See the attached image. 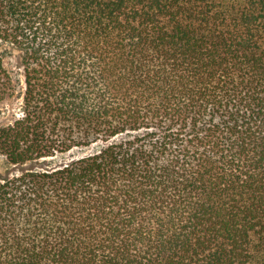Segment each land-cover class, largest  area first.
I'll list each match as a JSON object with an SVG mask.
<instances>
[{"label":"trees","instance_id":"obj_1","mask_svg":"<svg viewBox=\"0 0 264 264\" xmlns=\"http://www.w3.org/2000/svg\"><path fill=\"white\" fill-rule=\"evenodd\" d=\"M0 43V264H264V0H0Z\"/></svg>","mask_w":264,"mask_h":264},{"label":"rangeland","instance_id":"obj_2","mask_svg":"<svg viewBox=\"0 0 264 264\" xmlns=\"http://www.w3.org/2000/svg\"><path fill=\"white\" fill-rule=\"evenodd\" d=\"M0 50L4 56V61L9 69L10 73L12 74L13 78L15 77L19 79V85L17 86V93L14 94L13 97L5 101L0 105V125L3 123L10 122L15 116H18L21 113V92H22V76L20 74V67L18 66V60H17V51L13 48L7 45L6 43L1 44L0 43ZM90 148H81L78 150H73L70 153H73L75 155L89 151ZM58 160L57 158H55ZM47 160H50L49 158ZM55 162V161H53ZM45 165L44 162H35L32 165L36 166ZM15 169H17V166L10 164L6 157L0 153V178L3 176H6L8 174L15 173Z\"/></svg>","mask_w":264,"mask_h":264}]
</instances>
